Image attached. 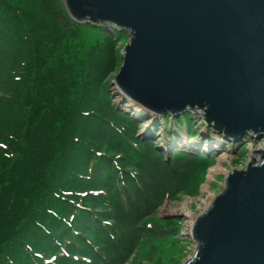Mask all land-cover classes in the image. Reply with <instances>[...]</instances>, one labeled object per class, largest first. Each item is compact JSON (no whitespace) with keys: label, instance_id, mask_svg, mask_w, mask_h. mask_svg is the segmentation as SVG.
Instances as JSON below:
<instances>
[{"label":"trees","instance_id":"16d2710c","mask_svg":"<svg viewBox=\"0 0 264 264\" xmlns=\"http://www.w3.org/2000/svg\"><path fill=\"white\" fill-rule=\"evenodd\" d=\"M57 1L0 0V45L8 49L0 50V264L70 263L67 254L73 263L72 255H79L75 244L86 249L93 264L101 263V252L97 255L75 233L102 240L110 236L112 227L103 223L119 225L113 205L111 214H105L110 218L88 211H96L92 205L101 201L91 197L106 194L99 179L106 175L108 187L123 195L140 174L124 155L138 143L133 120L114 107L107 91L113 79L108 75L120 63L115 46L126 35L78 24ZM85 29L97 35L91 45L83 36ZM6 61L14 62L9 75ZM190 119L185 114L174 122L187 120L191 128ZM101 124L114 133L108 140L104 133L94 134L96 143L88 127ZM117 139L118 145H112ZM146 147L142 150L150 152ZM152 152L157 154L155 148ZM159 157L153 170L160 172L156 177L161 182L154 195L162 198L182 189L190 177L173 172ZM193 159L199 163L204 158ZM203 167L191 183L199 184ZM167 172L173 177L166 179ZM44 246L46 258L38 255Z\"/></svg>","mask_w":264,"mask_h":264},{"label":"water","instance_id":"95a60500","mask_svg":"<svg viewBox=\"0 0 264 264\" xmlns=\"http://www.w3.org/2000/svg\"><path fill=\"white\" fill-rule=\"evenodd\" d=\"M75 22L127 34L109 87L151 122L184 114L224 140L264 138V0H62ZM224 175L183 264H264V142Z\"/></svg>","mask_w":264,"mask_h":264},{"label":"rangeland","instance_id":"374dc122","mask_svg":"<svg viewBox=\"0 0 264 264\" xmlns=\"http://www.w3.org/2000/svg\"><path fill=\"white\" fill-rule=\"evenodd\" d=\"M59 1L62 3V0L57 1L60 5ZM83 33L89 44H93L97 35L86 29L83 30ZM126 39V37L122 38L115 46L119 55ZM0 50L6 51L8 49L0 45ZM6 62L5 71L9 75V66L14 62ZM120 65L121 60L116 66L117 70L108 75L109 78L115 77ZM107 91L114 107L133 118L135 114L128 103L122 101L121 97L111 88H108ZM140 115L145 116L143 113ZM194 117L197 118L198 116L195 115ZM158 122L152 124L150 120L145 121L143 119L139 122L138 118H134L133 124H131L136 134L134 139L139 144L137 143V146L131 145L132 148L124 155L140 168V174L134 180V187L125 186L123 195H120L108 187L106 175H103L101 180L99 179V183L106 194L102 197H91L92 200L100 199L101 201L100 204L94 203L92 205L97 208L96 211L91 208H88V211L92 215L94 212H98L97 214L110 218V215L105 214H111L110 207L113 205L115 210L112 216L118 220L119 225L112 226L110 223H103L112 227L114 231L105 240L76 231L77 239L84 241L97 255H99V251L101 252L99 258L101 263L94 262V264H183L186 259L192 256L194 250L189 235L193 218L200 215L211 203L213 197L221 192L226 173L233 170H245L249 164L255 165L258 156L253 153L259 150L264 142V138L255 139L243 136L238 142L227 143L220 135L212 134L209 128L203 127L200 121L195 123L193 117L192 122L190 121L191 128L187 124V120L176 123L170 120L166 125L161 119ZM88 128L89 131H92V138L90 139L96 143L99 142V138L94 134L104 133L106 135L105 140H108L109 136L114 133V130L110 131V128L103 126V124L99 126L90 125ZM189 129L192 131L191 133H189ZM187 135L191 137L187 138ZM212 137H216V139ZM119 142V139L114 140L112 145L117 146ZM145 144L146 148H150V152L147 149L146 152L142 150ZM118 147L121 148L123 145ZM102 148L105 147L102 146L101 151H103ZM154 148L157 154L152 152ZM141 154L143 158L138 157ZM159 156L164 159L167 165L171 166L173 172L190 177L189 183L182 186V189L165 194L162 198L154 195L158 183L161 182V178L156 177L160 172L153 170L154 162L160 158ZM192 157L195 159L203 157L204 159L195 163L199 160H194ZM196 164L198 167L204 166L202 180L199 181V184L191 183L198 170ZM127 170L129 173L132 168L128 167ZM130 175L132 178L134 177L132 174ZM164 177L168 179L173 176L167 172ZM182 179L180 178L177 183L179 184ZM182 190L183 192L172 197L173 193ZM150 198H154L151 203ZM112 200H115V203ZM155 201L157 204L154 206L153 202ZM165 207H167L166 211H164ZM148 212L152 213L150 217L135 224ZM71 229L75 230V227H71ZM47 247L38 249L40 257L46 258L44 254ZM75 247L78 249L79 255H72L74 257L73 263L71 262L73 258L67 254L70 263L62 259L57 264H93L92 258L82 245L75 244ZM106 251L108 257L103 259L102 256L106 254Z\"/></svg>","mask_w":264,"mask_h":264},{"label":"bare ground","instance_id":"6f19581e","mask_svg":"<svg viewBox=\"0 0 264 264\" xmlns=\"http://www.w3.org/2000/svg\"><path fill=\"white\" fill-rule=\"evenodd\" d=\"M128 106H129V107H131V106L134 107V106L131 105V104H128ZM135 112H138V110L135 109ZM212 138H214V137H212ZM214 139H216V137H215ZM219 159H220V158H219ZM216 171H217V168H216ZM211 196H212V195H211ZM164 209H165L164 211H166L167 207H165ZM167 211H168V210H167ZM193 219H194V218H193ZM189 235H190V234H189ZM189 235H188V236H189Z\"/></svg>","mask_w":264,"mask_h":264}]
</instances>
